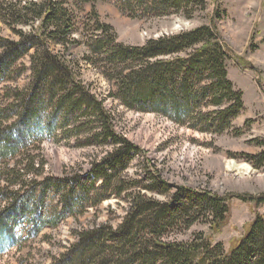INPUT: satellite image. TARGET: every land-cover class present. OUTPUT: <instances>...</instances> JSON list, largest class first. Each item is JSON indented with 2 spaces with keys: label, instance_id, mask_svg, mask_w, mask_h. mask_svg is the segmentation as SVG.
I'll return each mask as SVG.
<instances>
[{
  "label": "rangeland",
  "instance_id": "374dc122",
  "mask_svg": "<svg viewBox=\"0 0 264 264\" xmlns=\"http://www.w3.org/2000/svg\"><path fill=\"white\" fill-rule=\"evenodd\" d=\"M3 1L8 20L4 22L0 17V37L17 42L22 40L20 32L40 35L41 19L31 25L12 24L15 20L13 15L27 12L23 7L28 2L45 0H0V4ZM60 1L64 3L62 8L70 10L79 23L80 31L74 35L79 42L66 47L44 37L39 45L54 54L63 55L73 69L76 82L89 87L112 115L116 132L137 145L141 152L134 154L127 170L113 178L114 184L129 187L126 188L128 190L120 196L112 195L97 207L90 206L93 199L88 197L75 206L74 215L63 217L66 192L49 188L33 216L25 214L18 217L10 225L11 229L0 236V264H100L104 260H110L111 264L125 263L127 255L113 256V248L105 250V254L101 250L87 248L83 258H78L82 251L77 244L85 230H116L121 225H136L134 232L139 233L136 244L139 247L144 244L153 250V244L158 242L188 241L197 232L208 233L209 223L204 217L183 231H180L181 225L188 220L180 225L170 224L164 234L162 229L154 231L147 226L154 224L152 217L162 208H178L181 200L177 197L174 201V195L183 192L180 188L229 197L228 221L222 231L212 237L213 242H222L229 250L257 215L264 217V202L258 204L234 196L264 195V161L259 164L264 152V0H203V8L191 3L189 10L163 16L145 12L146 6H139L137 0H131L130 9L139 13L138 16H133L128 7L126 11L120 8L118 3H125L123 0H96L83 4L79 0ZM17 2L20 6L14 8L13 3ZM15 9L17 12H13ZM93 11L102 22L111 24L118 34V41L128 46H143L149 39L210 26L219 34L224 47L229 49L231 57L225 58L227 77L234 88L242 92V110L232 118L230 127L223 131H200L187 124L180 125L162 111L151 110L150 106L143 110L126 107L119 96L118 84L122 77L113 76L115 71L112 67L94 66L86 60L89 52L84 43L86 36L99 34L93 30ZM35 51L36 47L30 46L18 61L20 71L1 85L0 105L16 94L15 88L23 91L32 83L31 55ZM217 110L218 107L206 106L201 115ZM45 111L40 114L41 124L48 116ZM48 111L51 112L52 108ZM191 115L188 117H193ZM50 119L55 122V129L51 135L45 134L42 143L39 146L37 143L38 147L31 154L39 153L45 162V169L38 180L42 181L47 176L79 178L91 173L94 164L110 147L101 145L102 138L95 136L90 127L93 125L84 127L85 117L74 116L71 132L63 128L57 118ZM209 121V118H201L200 127L208 129ZM39 126L38 129L43 127ZM33 129L38 130L37 126ZM92 178L83 177L81 182L89 185ZM158 181H165L166 187H158ZM100 184L101 179H98L96 187ZM40 193L41 188L34 194L35 199L41 196ZM130 195L135 205L148 202L153 208L146 204V210L132 215L134 209L127 202ZM43 221L47 224L40 225ZM108 243L111 244L110 241ZM153 259H156V264H164L159 254L146 262L134 264H152Z\"/></svg>",
  "mask_w": 264,
  "mask_h": 264
},
{
  "label": "trees",
  "instance_id": "16d2710c",
  "mask_svg": "<svg viewBox=\"0 0 264 264\" xmlns=\"http://www.w3.org/2000/svg\"><path fill=\"white\" fill-rule=\"evenodd\" d=\"M79 1L83 4L96 0ZM123 2L125 3H118L120 8L123 11L128 10L127 7L130 9L131 0ZM137 2L139 6H146L145 12L158 16L189 10L191 3L197 4L199 8L205 5L203 0ZM63 4L60 0L28 2L23 7L28 11L13 15L15 20L12 24L31 25L41 19L40 35L20 32L22 40L17 42L0 37V87L13 78L12 74L20 71L18 61L30 46L36 47L35 53L31 55L34 75L32 83L24 92L15 88L16 94L9 96L7 103L0 105V236L11 229L10 225L18 217L25 214L33 216L49 188L66 192L63 217L66 214L74 215L75 206L88 197L93 199L90 206L97 207L112 195L120 196L129 187L114 184L113 178L127 170L134 154L141 152L137 145L116 132L112 115L89 87L76 82L73 69L63 55L54 54L39 45L40 39L44 37L66 47L79 42L74 37L80 31L79 23L70 10L62 8ZM13 6L16 8L20 4L13 3ZM4 11L3 1L0 4V17L7 22ZM129 11L133 16L139 14L133 9ZM216 11L215 14L218 9ZM13 12H17L16 9ZM93 14V30L99 34L86 36L84 43L89 49L86 60L94 66L102 64L103 68L112 67L115 71L113 76L122 77L118 84L119 96L126 107L143 110L150 106L151 110L162 111V114L178 124H187L200 131H223L230 127L232 118L242 110V92L235 89L227 77L225 58L231 57L229 49L224 47L219 34L210 26L149 39L143 46H128L118 41V34L111 24L102 22L96 11ZM125 71L129 72L125 74ZM72 82L75 84L72 85ZM1 94L0 90V97ZM206 106L218 107V110L203 116L202 110ZM49 108H52L51 112L48 111ZM42 110H46L48 116L46 122L41 124ZM76 114L79 118L85 117L84 127L94 126L90 127L95 136H100L101 145L110 147V150L94 164L89 174L79 178L47 176L42 181L38 180L45 169V162L39 153L34 156L31 154L42 143L45 134L51 135V131L55 129V122L49 118H57L61 126L71 132L72 120ZM189 114H193V117H188ZM204 117L210 120L208 129L199 125V120ZM39 125L43 127L38 129ZM36 126L38 130L35 131L33 128ZM259 159V164H262L264 152ZM83 177L92 178L91 183L87 185L81 182ZM98 179H101V184L96 187ZM156 184L158 187L167 185L165 181H158ZM40 188L41 196L35 199L34 194ZM180 190L183 192L174 195V201H177V197L181 200L178 208H162L152 217L154 224L147 226L154 228V231L162 229L164 234L170 224L180 225L188 220L185 225H181L180 231H183L204 217L209 223L208 233L197 232L188 241L158 242L153 244V250L144 244L141 247L136 244L139 238V233L134 232L136 225H121L116 230H85L80 234L77 244L82 251L78 258H83L87 248L101 250L103 254L108 248H113V256L127 255L123 264L146 262L156 254L162 255L164 264H264L263 216L257 215L245 234L226 250L222 242H213L212 237L220 233L228 221L229 197L210 192ZM181 195L182 198L179 197ZM64 196L62 193L63 198ZM234 196L256 201L258 204L264 202V195ZM130 198L131 195L127 202L134 209L132 215L146 210V204L150 209L153 208L148 202H138L135 205V200ZM46 224L43 221L40 225ZM155 260L151 263L156 264ZM100 264H111V261L104 260Z\"/></svg>",
  "mask_w": 264,
  "mask_h": 264
}]
</instances>
